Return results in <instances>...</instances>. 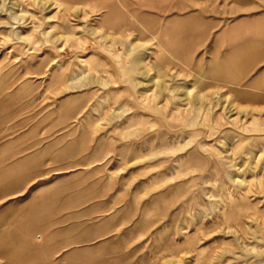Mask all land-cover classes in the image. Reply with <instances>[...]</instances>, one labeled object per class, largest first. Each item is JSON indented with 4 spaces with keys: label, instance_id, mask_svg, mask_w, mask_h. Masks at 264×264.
I'll return each instance as SVG.
<instances>
[{
    "label": "rangeland",
    "instance_id": "obj_1",
    "mask_svg": "<svg viewBox=\"0 0 264 264\" xmlns=\"http://www.w3.org/2000/svg\"><path fill=\"white\" fill-rule=\"evenodd\" d=\"M43 1L0 0V264H264V53L216 37L264 0L168 13L197 70L128 0Z\"/></svg>",
    "mask_w": 264,
    "mask_h": 264
},
{
    "label": "crops",
    "instance_id": "obj_2",
    "mask_svg": "<svg viewBox=\"0 0 264 264\" xmlns=\"http://www.w3.org/2000/svg\"><path fill=\"white\" fill-rule=\"evenodd\" d=\"M118 2L119 0H98L97 4L115 6ZM181 3V0H128L129 6H134V10L139 13L143 12L146 18L167 23V37L175 39L166 43L164 52L167 58L192 63V69L197 70L202 56L192 59L190 57L196 51V40L201 34L198 24L202 23L205 31L212 26L210 21L197 20L191 16V19L185 22L176 17H168L169 12L182 9ZM216 37L228 42L230 62L238 72L246 75L252 69L254 61L264 53V15L259 18L241 19L222 30ZM208 70L218 76L220 65L215 63ZM255 77L260 76L256 74Z\"/></svg>",
    "mask_w": 264,
    "mask_h": 264
},
{
    "label": "bare ground",
    "instance_id": "obj_3",
    "mask_svg": "<svg viewBox=\"0 0 264 264\" xmlns=\"http://www.w3.org/2000/svg\"><path fill=\"white\" fill-rule=\"evenodd\" d=\"M41 3H45L43 0H41ZM52 4V3H51ZM28 18V17H27ZM46 31V30H45ZM97 31V30H96ZM99 31V30H98ZM97 31V32H98ZM94 33H95V31H94ZM107 37V36H106ZM108 38V37H107ZM111 38V37H110ZM132 41V40H131ZM138 42V41H137ZM142 43V42H141ZM130 45L132 46V48H135V47H137L138 45H141V46H145V43L144 44H138V43H136V42H131L130 43ZM157 45V44H156ZM130 46V47H131ZM159 47V46H158ZM136 50V49H135ZM137 52V51H136ZM158 53V52H157ZM133 61V65L134 66H136V65H140L141 66V73L144 75V77H147L148 75H149V73H148V71H147V66H146V56H144L140 61H136V60H132ZM81 62L82 63H87V61L86 60H81ZM132 68V67H131ZM84 74V73H83ZM71 80V79H70ZM83 80V79H82ZM81 80V81H82ZM193 85H195V84H193ZM196 86V85H195ZM194 86V87H195ZM198 88V87H197ZM201 90V89H200ZM199 90V91H200ZM199 91H195L193 88H191V89H188V88H186V94L188 95V97H190V96H192V94H194L195 95V99H199L200 100V98H201V91L199 92ZM224 95V94H223ZM186 99H188V98H186ZM223 101H228V99H227V97L226 96H223Z\"/></svg>",
    "mask_w": 264,
    "mask_h": 264
}]
</instances>
